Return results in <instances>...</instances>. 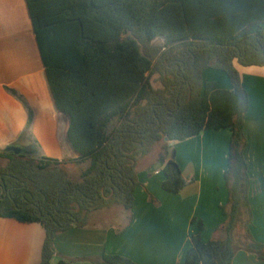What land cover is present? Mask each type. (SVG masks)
<instances>
[{
	"label": "trees",
	"instance_id": "16d2710c",
	"mask_svg": "<svg viewBox=\"0 0 264 264\" xmlns=\"http://www.w3.org/2000/svg\"><path fill=\"white\" fill-rule=\"evenodd\" d=\"M26 2L49 85L58 110L69 117L67 137L77 155L61 161L40 152L27 156L0 150V218L44 229L40 264H51L60 233L90 226L92 213L110 207L132 212L141 185L139 158L156 144L167 142L161 187L178 195L187 180L174 145L222 130L231 132L224 173L229 203L222 207L226 236L204 241L203 222L193 219L198 232L191 237L184 264H232L238 248L264 261V244L247 227L254 188L244 157L249 96L235 66H264V0ZM207 69L224 72L232 89L205 82ZM8 90L27 110L19 139L30 141L33 109ZM68 165L85 168L75 177ZM149 199L158 204L152 195ZM240 224L245 236L236 242ZM59 264L76 263L61 259ZM96 264L138 263L104 254Z\"/></svg>",
	"mask_w": 264,
	"mask_h": 264
},
{
	"label": "crops",
	"instance_id": "0c3cea01",
	"mask_svg": "<svg viewBox=\"0 0 264 264\" xmlns=\"http://www.w3.org/2000/svg\"><path fill=\"white\" fill-rule=\"evenodd\" d=\"M235 66L249 96L244 157L254 188L249 197L251 216L248 221V215L244 216V222L254 240L264 244V66L246 67L237 62ZM203 78L205 82H216L221 89H232L222 71L207 69ZM8 89L17 92L33 109L31 139L39 152L61 161L75 159L77 155L67 137L70 120L57 108L26 0H0V150L9 145L29 146L19 139L27 126V110ZM230 142L231 132L222 130L205 131L174 145L176 161L187 180L178 195L161 187L165 180L163 153L155 155L151 163H138L141 185L135 190L132 212L123 211L108 225L60 233L55 238L51 264H59L61 259L96 264L104 254L121 255L138 264H184L191 237L198 232L195 218L203 222L204 241L224 239L221 229L226 217L222 207L229 203L224 173ZM149 195L158 202L156 206ZM44 241L45 231L39 224L0 218V264H40ZM232 264L264 261L238 248Z\"/></svg>",
	"mask_w": 264,
	"mask_h": 264
},
{
	"label": "rangeland",
	"instance_id": "374dc122",
	"mask_svg": "<svg viewBox=\"0 0 264 264\" xmlns=\"http://www.w3.org/2000/svg\"><path fill=\"white\" fill-rule=\"evenodd\" d=\"M155 43L162 44L163 42L161 40H157V42H155ZM154 86L156 88L161 87L160 83L155 82V81H154ZM31 136L32 135L30 134L29 135L30 141H27V142L28 143H35L36 147L39 149L37 143L33 139H31ZM166 145H167V142H165V141H161L158 144H156V146L153 148V150L149 154L145 155L144 157L142 156V157L139 158V162L138 163L140 164V166L146 165L148 162H150V163L153 162L152 159L154 160L156 158L155 155H158L159 152H161V154L162 153L164 154V150L166 149ZM49 152L53 153V150H50ZM41 153L42 152H40V154ZM67 159H69V158H67ZM65 168L71 174H74L75 177H78L80 175V170H82V168H85V166H82V165H79V166L68 165ZM153 205H155V204L153 203ZM123 211L125 213V209L122 208V207L105 208V209H103L101 211L92 213L90 215V218H89V224L90 225H97V226L108 225L109 223H113V221L117 220L118 215H121L123 213ZM125 219L128 220L129 218H127V216H125ZM244 219L246 220V217H244ZM196 228L198 229V225H196ZM244 236H245V229L240 224L238 229L235 231L236 242H238V240L239 241H243L244 240Z\"/></svg>",
	"mask_w": 264,
	"mask_h": 264
},
{
	"label": "water",
	"instance_id": "95a60500",
	"mask_svg": "<svg viewBox=\"0 0 264 264\" xmlns=\"http://www.w3.org/2000/svg\"><path fill=\"white\" fill-rule=\"evenodd\" d=\"M167 140V139H166ZM7 153H13L15 155H27V156H37L39 155V150L37 147L33 148L31 152L28 147L18 146V145H9L4 149Z\"/></svg>",
	"mask_w": 264,
	"mask_h": 264
},
{
	"label": "flooded vegetation",
	"instance_id": "af4514ba",
	"mask_svg": "<svg viewBox=\"0 0 264 264\" xmlns=\"http://www.w3.org/2000/svg\"><path fill=\"white\" fill-rule=\"evenodd\" d=\"M28 148H29V150L32 152L33 151V148L35 147V146H27Z\"/></svg>",
	"mask_w": 264,
	"mask_h": 264
}]
</instances>
